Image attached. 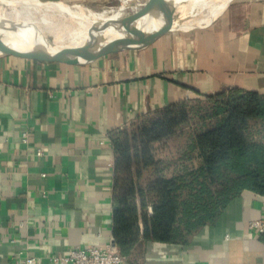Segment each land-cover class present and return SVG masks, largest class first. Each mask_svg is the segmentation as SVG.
<instances>
[{
	"label": "crops",
	"instance_id": "obj_1",
	"mask_svg": "<svg viewBox=\"0 0 264 264\" xmlns=\"http://www.w3.org/2000/svg\"><path fill=\"white\" fill-rule=\"evenodd\" d=\"M231 88L264 93V0H233L204 26L83 63L0 55V264L26 257L70 264L50 257L109 244L110 133L169 104ZM259 218L264 198L243 190L185 242H144L122 264H264V237L247 227Z\"/></svg>",
	"mask_w": 264,
	"mask_h": 264
},
{
	"label": "trees",
	"instance_id": "obj_2",
	"mask_svg": "<svg viewBox=\"0 0 264 264\" xmlns=\"http://www.w3.org/2000/svg\"><path fill=\"white\" fill-rule=\"evenodd\" d=\"M111 235L123 256L183 243L243 190L264 198V93L231 88L182 100L110 133ZM174 151L161 154L170 142Z\"/></svg>",
	"mask_w": 264,
	"mask_h": 264
},
{
	"label": "bare ground",
	"instance_id": "obj_3",
	"mask_svg": "<svg viewBox=\"0 0 264 264\" xmlns=\"http://www.w3.org/2000/svg\"><path fill=\"white\" fill-rule=\"evenodd\" d=\"M231 1L182 0L159 16L151 17L147 27L149 30L159 27L172 30L201 27L220 15ZM117 16L86 9L81 4L57 1L35 4L6 0L0 5V24L10 25L17 31V27L11 23L22 25L24 34H39L65 46L78 40L88 43L98 35L111 36L112 26L119 20Z\"/></svg>",
	"mask_w": 264,
	"mask_h": 264
},
{
	"label": "water",
	"instance_id": "obj_4",
	"mask_svg": "<svg viewBox=\"0 0 264 264\" xmlns=\"http://www.w3.org/2000/svg\"><path fill=\"white\" fill-rule=\"evenodd\" d=\"M181 1L145 0L137 11L113 24L111 36L98 35L76 48L57 44L39 34H25L11 40L10 36L0 32V55H15L40 61L83 63L109 53L145 47L163 34L180 30L164 27L149 30L147 23L151 17L159 16Z\"/></svg>",
	"mask_w": 264,
	"mask_h": 264
},
{
	"label": "built area",
	"instance_id": "obj_5",
	"mask_svg": "<svg viewBox=\"0 0 264 264\" xmlns=\"http://www.w3.org/2000/svg\"><path fill=\"white\" fill-rule=\"evenodd\" d=\"M26 137V132H23V141H26ZM40 153L41 151L37 150V154ZM247 227L264 237V218L248 221ZM50 259L54 262L70 264H122L123 256L111 240L109 244L103 246H75L70 249L67 255H53ZM34 262V257H26L20 264H33Z\"/></svg>",
	"mask_w": 264,
	"mask_h": 264
},
{
	"label": "rangeland",
	"instance_id": "obj_6",
	"mask_svg": "<svg viewBox=\"0 0 264 264\" xmlns=\"http://www.w3.org/2000/svg\"><path fill=\"white\" fill-rule=\"evenodd\" d=\"M144 1L145 0H138L134 4L123 5L122 7H118V6L122 4L123 0H114L108 4H104V5H100V6H88V5H83V4H81V5L84 6V8H86V9L88 8L90 10L102 11V12L107 13V14H112L115 17L118 15L117 18L121 19V17H124L126 15H129V14L137 11L143 5ZM3 2H6V0H0V5H2ZM11 24L15 25L17 27L18 31L10 25L0 24V32L3 34H6L7 36H10L9 39L10 38L17 39L18 37H20V34L25 35L24 34V27L22 25H18L16 23H11ZM191 29H193V28H191ZM175 143H176V141L175 142L170 141L166 145V147L163 149L161 154L166 155V154L172 153L174 151L173 145Z\"/></svg>",
	"mask_w": 264,
	"mask_h": 264
}]
</instances>
